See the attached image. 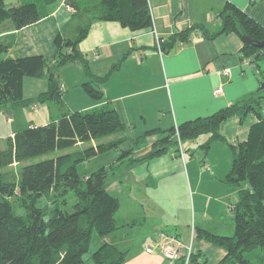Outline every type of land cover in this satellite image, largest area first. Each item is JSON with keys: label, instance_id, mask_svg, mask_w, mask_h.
I'll return each instance as SVG.
<instances>
[{"label": "trees", "instance_id": "16d2710c", "mask_svg": "<svg viewBox=\"0 0 264 264\" xmlns=\"http://www.w3.org/2000/svg\"><path fill=\"white\" fill-rule=\"evenodd\" d=\"M56 1L0 0V34L21 30L48 17L49 7ZM65 3L87 21L74 38L57 35V53L52 60L44 56L7 58L11 38L0 39V112L8 115L18 108L49 101L63 106L59 72L69 63L82 66L85 76L90 79L83 88L92 99H102L101 86L118 65L104 77L91 70L89 61L78 49L91 22L117 21L131 30L153 27L148 0H65ZM220 18L221 31L214 35L206 32L209 39L233 32L242 39L248 36L256 42L264 41V26L234 4H226ZM194 30L195 27H191L170 40L163 38L162 51L172 50L177 42H188ZM243 51L255 62L264 59V49L245 44ZM26 77H47L48 90L34 98H25L23 80ZM263 104L264 96L258 99L249 97L210 116L166 130H150L136 138L126 134V124L113 107L75 112L65 110L48 124L18 131L6 138L4 145L0 141V169L16 166L19 170L17 177L0 173V264H86L84 256L95 231L102 244L92 255L94 263L123 264L126 252L107 240L123 227L116 217L121 202L110 191L112 184L124 178V174L118 173L120 164L128 160L132 166L166 154L171 149L179 152L180 142L189 143L184 148L189 156L196 151L190 143L199 144L207 153L213 142L225 141L220 127L233 117L242 122L250 117L256 119L249 128L247 139L230 145L232 164L225 181L238 191V200L232 207L235 232L232 236H222L200 229L198 236L226 252L220 264H264ZM116 133L120 136L103 141ZM151 136L156 139L149 151L136 155L145 148L147 138ZM79 143L84 144L83 149H78ZM126 144H129L128 148ZM113 149L121 152L109 168L101 167L89 175L79 173L78 165ZM55 150L62 154L24 164ZM71 191L76 199L72 211H69L66 209L69 205L67 195ZM42 198L47 199V204L39 208L37 202ZM15 204L24 212H17ZM197 260L198 254H194L192 264Z\"/></svg>", "mask_w": 264, "mask_h": 264}, {"label": "crops", "instance_id": "0c3cea01", "mask_svg": "<svg viewBox=\"0 0 264 264\" xmlns=\"http://www.w3.org/2000/svg\"><path fill=\"white\" fill-rule=\"evenodd\" d=\"M148 2L153 18L152 28L131 30L117 21L91 22L89 32L79 43L78 49L97 76H106L115 65L118 68L101 86L102 99L94 100L83 88V84L90 79L85 76L82 66L66 64L59 72V81L68 112L113 107L126 124L127 135L136 138L150 130H166L210 116L258 93L264 81L257 74L260 75L262 71L257 62L245 55L243 39L233 32L209 39L206 32L214 35L221 31L220 13L228 3L234 4L264 26V0ZM49 9L50 15L39 22L18 31L0 34V39L11 38L7 58L44 56L52 60L57 53V35L74 38L81 24L83 26L87 21L77 16L65 0H57ZM78 18L81 22L72 27ZM191 27H195V32L188 42H177L170 51L160 53L157 50L156 34L170 40ZM245 59L256 67L245 65ZM224 68L231 71L230 77L225 80L219 74ZM72 70L74 75L70 74ZM219 87L222 92L216 95L215 90ZM48 88L47 77H26L23 80V95L27 99L36 97ZM25 108L29 109L28 117L24 115V108L8 114V123L12 125L18 121L19 125L9 129L8 135L3 136L5 139L27 127L48 124L61 113L60 105L54 101ZM0 114L4 115L3 112ZM255 121V117L244 122L233 117L221 125L220 133L225 141L218 140L215 151L209 149L200 161L201 166L204 162L211 165L210 173L199 168L194 159L183 160L175 149L132 166L128 160L122 162L126 168L121 173L119 170L124 178L118 183L124 184L128 177L126 186H129V193L135 195L132 202L141 205L135 210L132 209L134 203L131 204L130 211L119 220L123 227L107 239L126 252L123 264H168L162 255L146 252L149 241L162 231L184 243H196L197 251L194 254H198L197 262L201 261L200 257H205L204 264H220L226 252L221 249L210 258L207 255L209 245L195 238L199 237L200 229L222 236L234 234L235 226L226 228L224 222L227 219V199L233 192L224 184L232 164L230 145L245 141ZM155 139L156 136L147 138V145L136 155L149 151ZM83 146L78 144L80 148ZM220 154L229 158L225 160L228 161L226 164ZM130 178L134 184L129 181ZM206 180H210L211 187H204ZM115 183L111 186L114 190L117 186L122 187ZM140 184L142 188L138 186ZM134 187L137 189L134 190Z\"/></svg>", "mask_w": 264, "mask_h": 264}, {"label": "rangeland", "instance_id": "374dc122", "mask_svg": "<svg viewBox=\"0 0 264 264\" xmlns=\"http://www.w3.org/2000/svg\"><path fill=\"white\" fill-rule=\"evenodd\" d=\"M78 21L81 22V20L78 18V20H76V22H74V24H72V27L77 26ZM81 27H82V24H81ZM257 64H258L260 70L262 71L260 75L259 74H257V75H258L259 78H261V80L264 81V59L262 58V59L257 60ZM70 74L74 75L75 74L74 70H72V73H70ZM263 84H264V82L261 83V85H263ZM260 96H264V89L261 90V91H258V93H255V95L252 98L258 99ZM22 110L24 111V115H26L28 117L27 113H28L29 109L24 108ZM65 110L67 111L65 105L60 106V112L65 111ZM261 111L264 114V104H263V108H262ZM18 113L19 112H17L16 115ZM26 116H25V118H27ZM7 117H8V115H6V114H4V115L0 114V141H1L2 145L5 144V138L3 136L8 135L9 129L17 128V126L19 125L18 121L15 124H12V125L9 124L8 121H7ZM11 126H14V127H11ZM118 136H120V133H116V134H113L111 136H107V137H105L103 139V141L107 142L109 140L117 138ZM217 141L218 140H216L215 142H213L211 144L210 149L213 148L214 149L213 151H215L216 145L218 144ZM188 144L189 143L183 144L184 148L188 147ZM190 144H193V147L195 148L196 151H195V154L193 156L187 155L186 156L187 160H190V158L196 160L197 163H198V167L199 168L201 167V169H204L205 171L210 173V170H208L204 166H201L202 163L200 162L202 160L203 154L205 153V150H203V148H201V146H198L199 144H197V145L194 144V143H190ZM83 148L84 147H82V148L78 147V149H83ZM228 151H229V149H228ZM120 152L121 151H119V150L113 149V150L104 152L102 154H99L95 158L91 159L89 162H86V163L78 165V171H79V173L81 175H89V174H91L92 172L98 170L101 167L109 168L112 163L116 162L117 158L120 156ZM229 152H230V155L232 156V151L230 150ZM60 154H62L61 151H58V150L51 151L49 153H46V154L41 155L39 157H36L34 159H30V160L26 161L24 164H30V163L39 162L41 160L55 158V157L59 156ZM211 155H213V153H211ZM220 156H222L223 163L226 164V162H228V161H225V160L226 159L229 160V158H226V156L222 155V154H220ZM119 168H118V173H119V170H120V173H121V172H124L126 166H125V164H123V165L120 164ZM0 173H2L4 176H7V177H15V176L17 177L19 175V170H18V168L16 166H13L11 168L0 169ZM127 179H128V177L124 181V184L123 183L120 184L118 182L115 183V184L121 185L122 187L117 186L116 190H114V188H110L111 193L114 196L119 198V200L121 202V205H122L121 209L119 210V212L116 215V217L119 220H121L123 218V216H125V214L128 213V211H130L129 209L132 207L131 204L133 205V203H134V207H132V209L135 208V210H137V208H139V207L141 208V205H139V204H137L135 202H132V198H134L135 195L129 193V191H130L129 190V186L128 187L126 186ZM129 181H131L133 184L135 183V182H133L131 180V178H130ZM224 184L229 186V188L233 189V192L230 194V196L227 199V203H226L227 204V211H226L227 219H224V222L226 224L225 227L226 228H230L231 227L230 225L235 226L234 225L235 224L234 214H233V212L231 213V210H232V207L236 204V202L238 200V191H237V189L235 187H233V186L229 185L228 183H226V181H224ZM138 186L140 188H142L141 184L138 185ZM211 186L212 185H211L210 180L209 181L206 180L205 184H204V187H211ZM150 187L153 188L152 186H150ZM135 189H137V187H134V190ZM67 199H68L69 205L66 207V209L69 210V211H72V205L75 203V199H76L75 196H74V193L72 191L69 192V194L67 195ZM46 204H47V199H45V198H42V199L38 200V202H37V206L39 208L46 207ZM15 207L17 208V212H19V213H23L24 212V209L19 208L16 204H15ZM230 207H231V210H230ZM197 238L198 239H202V238H199V237H196L195 239H197ZM202 240H203V242H206L209 245L208 251H207V255L210 258H213L214 255L218 254L219 250L222 251L221 250L222 248L220 246H217V245H215L214 243H212V242H210L208 240H205V239H202ZM101 244H102V239L100 238V236L95 231L93 233V235H92V239H91L90 246H89V251L84 256V260H85L86 264H95L94 260L92 259V255L101 246ZM196 248H197L196 247V243H193L194 252L197 251ZM200 259H201L200 262L195 261L194 264H204L205 257L204 258L200 257Z\"/></svg>", "mask_w": 264, "mask_h": 264}, {"label": "built area", "instance_id": "2783aa9c", "mask_svg": "<svg viewBox=\"0 0 264 264\" xmlns=\"http://www.w3.org/2000/svg\"><path fill=\"white\" fill-rule=\"evenodd\" d=\"M162 44L163 38L156 34V48L162 53ZM244 64L251 66L252 68L256 67L253 63H251L248 59L244 60ZM220 76L225 80L230 77L231 71L228 68H224L219 71ZM222 92V88L219 87L215 90V94L218 95ZM179 156L185 160L186 156L189 155L183 144L179 143ZM204 167L208 170H211V165L209 163L204 162ZM146 252L149 254L158 253L162 255L167 261L168 264H191L192 257L194 255L193 243H184L174 235H170L167 232L158 233L153 239L149 241Z\"/></svg>", "mask_w": 264, "mask_h": 264}, {"label": "water", "instance_id": "95a60500", "mask_svg": "<svg viewBox=\"0 0 264 264\" xmlns=\"http://www.w3.org/2000/svg\"><path fill=\"white\" fill-rule=\"evenodd\" d=\"M243 41L247 45H253V46L257 47V48L264 49V41L256 42V41L252 40L248 36H244L243 37ZM263 89H264V84L260 86L259 91H261Z\"/></svg>", "mask_w": 264, "mask_h": 264}]
</instances>
